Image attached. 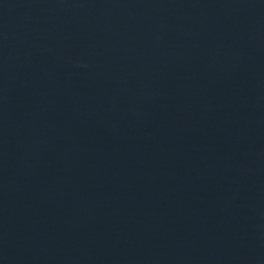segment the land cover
<instances>
[{
  "label": "water",
  "instance_id": "1",
  "mask_svg": "<svg viewBox=\"0 0 264 264\" xmlns=\"http://www.w3.org/2000/svg\"><path fill=\"white\" fill-rule=\"evenodd\" d=\"M0 264H264V0H0Z\"/></svg>",
  "mask_w": 264,
  "mask_h": 264
}]
</instances>
